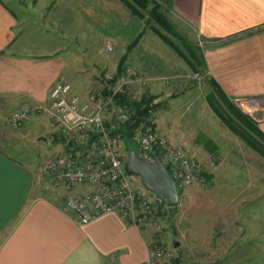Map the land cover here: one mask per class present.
Wrapping results in <instances>:
<instances>
[{
	"label": "crops",
	"instance_id": "obj_1",
	"mask_svg": "<svg viewBox=\"0 0 264 264\" xmlns=\"http://www.w3.org/2000/svg\"><path fill=\"white\" fill-rule=\"evenodd\" d=\"M171 4L177 17L199 37L207 77L232 100L264 98V0H171ZM19 13L0 0V111L11 113L27 106L49 104L52 86L64 78L71 62L67 47L66 51L55 49L48 53L28 50L20 40ZM58 44L66 45L62 41ZM172 73V78L179 76L178 71ZM173 87L167 85V98L172 95ZM184 90L189 88L181 92ZM175 101L169 102L165 114L157 120V127L173 144L186 145L189 152L192 136L186 126L193 125L185 121L184 112L174 115L179 108ZM199 107L201 114L192 138H197L198 146L203 139L215 141L224 156L215 169L214 184L209 190L215 194L211 196L212 206L217 212L228 207L234 210L231 217L242 224V250L246 251L247 243L251 242L258 264H264V197L257 193L258 186L220 181L223 174L242 171V161L228 164V155L242 157L243 140L226 127L225 138L231 141L220 143L216 139L217 129L212 130L219 119L217 114L204 98ZM209 111H213V118ZM255 111L254 117L264 132V106ZM49 119H40L37 125L33 120V132L38 129L41 137L48 138L52 130ZM33 122L30 120L28 126ZM29 136L30 133L21 135ZM7 138L4 132L0 133V264L145 263L156 240L152 227L134 225L117 213L106 214L87 225L80 224L66 209L63 195L69 191L82 196L92 187L80 185L57 190L41 174L39 157L32 160L18 144L6 142ZM43 144L52 145L48 156L63 149L62 144L49 141ZM198 146L194 147L199 150Z\"/></svg>",
	"mask_w": 264,
	"mask_h": 264
},
{
	"label": "rangeland",
	"instance_id": "obj_2",
	"mask_svg": "<svg viewBox=\"0 0 264 264\" xmlns=\"http://www.w3.org/2000/svg\"><path fill=\"white\" fill-rule=\"evenodd\" d=\"M5 1L16 12H20L19 17L22 21L20 40L28 50L35 53H48L55 49L71 52V55L69 53L71 62L63 77L75 85L74 91L88 92L105 84L107 76L115 74L120 63L124 67L137 70L143 76H167L169 80H158L148 85L135 83L127 87L126 91L135 100H140L145 94L154 95V103H157L155 109L159 110L157 119L165 114V108L168 107L169 102L176 100L179 108L174 115L184 112L185 121L193 125L188 124L186 131L193 137L192 133L199 122L198 114H201L199 106L203 98L207 100L213 89L210 78L206 75L205 63L203 65V51L199 46V37L192 27L177 17L172 10V4L170 7L165 6L161 9L165 11L172 25L173 29L169 32L154 21H148V13L145 19L132 15L120 0ZM152 7L151 2L149 10ZM151 25L157 26L175 42L192 60L197 70L195 71L155 33ZM140 34L138 42L133 44ZM61 41L66 45L58 44ZM108 45H112L113 48L109 49ZM167 63L170 66L166 65ZM174 71H178L179 76L172 78ZM167 85L174 86L169 98L165 96L169 91ZM187 87L189 90H184L182 93L181 89ZM250 99H257L251 106L252 110H249L248 106L240 105L236 100L233 102L242 112L254 116L255 109L260 105L264 106V98ZM20 112L21 110L12 113L4 109L0 111L2 125L0 133L4 132L6 136L8 135L6 142L18 144L17 147L20 150L25 149V154L31 156L32 160L39 157L40 166L41 160H44V157L52 151V145L49 146L43 142L49 141L56 145L62 144V141L55 136L53 130L49 132L48 138L41 137L42 132L39 133L38 129L33 132L35 126L33 120L37 125L40 119L49 118L46 111L33 113L24 120H15L14 115ZM209 113L211 118L215 116H212L213 111ZM30 120L33 122L32 126L27 124ZM215 122L216 125L212 130L217 129L218 138L216 139L220 143H229L231 140L225 138L224 131L227 126L220 118ZM228 129L231 131L227 127ZM24 133H30V136L21 137ZM192 137L189 138L188 143L189 153L205 163L216 159V165H209L203 169L200 180L185 190L176 207L162 206L160 200L154 194H150L151 198L160 204L159 219L162 224L160 230H154L155 245L173 249L182 261L189 264H258L256 260L258 256L252 253L251 242L247 243L246 251L242 250V224L236 223L231 217L234 210L230 211L228 207L224 211L217 212L218 209L211 203V196L215 194L209 190L214 184L215 169L222 163L224 156L221 155L215 141L203 139L198 146L195 142L197 138ZM242 142L243 145L240 148L242 157H237L235 154L233 156L231 153L228 155L230 160L228 164L232 161H242L244 165L242 171H237L235 174H223L220 181L258 186L257 193L261 195L260 198H263L264 155L250 148L244 141ZM184 146L188 149L186 145ZM194 146L200 147L199 150ZM138 178L140 179L139 176ZM251 190L252 187L250 192L253 193L254 191ZM174 231L180 242L178 248H175L173 244Z\"/></svg>",
	"mask_w": 264,
	"mask_h": 264
},
{
	"label": "built area",
	"instance_id": "obj_3",
	"mask_svg": "<svg viewBox=\"0 0 264 264\" xmlns=\"http://www.w3.org/2000/svg\"><path fill=\"white\" fill-rule=\"evenodd\" d=\"M112 49V45H108ZM167 77L143 76L131 67L120 74H111L106 83L88 92L74 91V85L65 78L58 79L50 90V102L27 106L14 119L24 120L33 113L49 114L53 133L62 141L63 149L40 165V172L57 190L88 185L92 190L85 195L69 191L63 195L68 211L82 225L90 224L106 214L117 213L137 226L162 227L159 219V202L137 175L129 174L125 164L129 156L122 127L131 112L117 96L127 87L138 83L148 85ZM106 89H108L106 93ZM240 105L251 106L257 99H235ZM149 109L136 128L138 157L156 164V156L169 168L178 187L183 191L202 177L216 159L201 162L183 145L173 144L157 127L158 109ZM252 113V112H251ZM183 192V194H184ZM151 194V195H150ZM144 264H189L182 261L171 248L154 245L149 248Z\"/></svg>",
	"mask_w": 264,
	"mask_h": 264
},
{
	"label": "trees",
	"instance_id": "obj_4",
	"mask_svg": "<svg viewBox=\"0 0 264 264\" xmlns=\"http://www.w3.org/2000/svg\"><path fill=\"white\" fill-rule=\"evenodd\" d=\"M132 13V15L145 19L147 13L149 15L148 21H154L159 26L163 27L167 31H172V25L169 22L165 11L162 8L165 6L170 7L171 0H120ZM152 2L153 7L149 10V5ZM167 44H169L182 58L188 62L192 68L196 71V67L192 64V60L181 50L175 42L168 38L161 30L155 26H150ZM141 34L136 38L133 44L137 43ZM204 61V60H203ZM204 65V62H203ZM125 67L120 63L117 74L124 71ZM212 86V92L208 95V102L222 120V122L230 128L235 134L239 135L241 139L250 148L264 155V132L259 128L254 116L246 114L240 110L236 104L230 99L222 88L214 81L210 80ZM106 93L108 89L105 90ZM120 103L128 108L131 112L130 119L122 127V131L125 134L126 149L137 151L138 140L136 138V128L140 124V120L144 114L149 112V109L155 107L157 103H154L155 96L146 94L143 95L140 100L133 99L125 90L123 93L117 96ZM133 146V147H131ZM130 152V151H128ZM161 202V201H160ZM162 206H165L161 202ZM167 206V205H166Z\"/></svg>",
	"mask_w": 264,
	"mask_h": 264
},
{
	"label": "water",
	"instance_id": "obj_5",
	"mask_svg": "<svg viewBox=\"0 0 264 264\" xmlns=\"http://www.w3.org/2000/svg\"><path fill=\"white\" fill-rule=\"evenodd\" d=\"M156 164L142 161L136 151L129 152L128 159L125 164V169L129 174L140 177L144 187L153 193L161 202L168 207H176L180 203L183 189L178 187L175 177L169 172L168 166L164 165L157 153ZM173 244L178 248L180 242L177 233H173Z\"/></svg>",
	"mask_w": 264,
	"mask_h": 264
}]
</instances>
